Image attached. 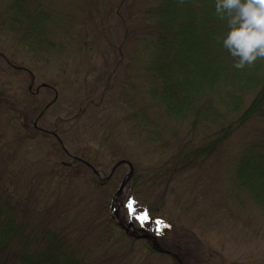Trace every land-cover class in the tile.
<instances>
[{
    "label": "trees",
    "instance_id": "trees-1",
    "mask_svg": "<svg viewBox=\"0 0 264 264\" xmlns=\"http://www.w3.org/2000/svg\"><path fill=\"white\" fill-rule=\"evenodd\" d=\"M214 4L215 0H0V36H10V45L24 47L34 54V60L46 59L66 47L60 29L73 30L67 37L72 48L75 34L79 41L91 37L106 27L114 14L124 29L122 48L115 51L118 57L132 39V30L141 36L142 53L134 54L139 62L132 65L142 63L146 95L175 122L190 124L188 136L174 146L170 158L143 175L135 169L129 197L136 198L151 221L160 219L166 224V200L173 198L178 178L226 147L228 152L232 149L228 144L237 134L242 135L233 146L232 169L227 175L230 197L243 202L245 196L253 209L264 214V59L243 69L233 67L234 58L219 39L226 26L215 15ZM135 7L142 19V32L134 29ZM76 8L84 11L81 16L76 15ZM101 8L106 11L105 20L99 14ZM92 11L98 14L89 13ZM97 19L103 21L96 25ZM91 26L93 32L89 31ZM8 66L19 76L28 71L22 64L19 68L12 63ZM93 89L96 87L86 91ZM34 95L29 89L26 93L0 90V120L3 113L12 115L11 123H0V264H139L136 239L118 227L113 214L99 216L100 207L94 213L82 206L78 209L81 201L76 204V189L71 191L74 177L57 175L68 168L67 154L52 135L33 124L45 108L40 101L29 100ZM131 110L132 120L145 125L151 121L147 110ZM197 132L203 134L200 143H194ZM42 137L44 141L53 139L54 149L36 156L31 149ZM160 140L154 142L158 145ZM162 147L166 149V143ZM87 161L91 162L90 158ZM75 162L84 174L88 166ZM107 181L94 173L91 176L95 191L101 192ZM174 204H180L178 199ZM84 214L87 219H83ZM163 228L169 227H154L161 245L177 251L181 243L172 240L173 246L168 247L160 231ZM138 241H143L147 253L142 252L152 261L154 257L155 261L156 257L169 259L150 242ZM179 256L187 264L183 254ZM174 260V264H181Z\"/></svg>",
    "mask_w": 264,
    "mask_h": 264
},
{
    "label": "rangeland",
    "instance_id": "rangeland-1",
    "mask_svg": "<svg viewBox=\"0 0 264 264\" xmlns=\"http://www.w3.org/2000/svg\"><path fill=\"white\" fill-rule=\"evenodd\" d=\"M134 11H136L134 17L132 16L134 29L142 32L140 12L136 7L132 10ZM81 12L84 11L76 8V15L81 16ZM89 13L98 14L96 11ZM99 14L103 16V20L106 19V11H102V8ZM115 18L114 14L109 21L107 19L106 28L109 32L107 36L103 32L104 27L91 37L81 38L80 41L75 34L72 48L68 46L67 37L73 30L60 29L61 40L66 38L65 45L68 50L64 47L57 54L52 52V55L42 60H34V54L22 46L10 45V41L7 40L10 36H0V54H4V57H0V90L8 89L12 93L15 90L19 93L28 91L32 78L29 71L19 76L8 63L24 65L35 75V84L30 91L32 94H35L37 86L42 83H48L56 89V95L42 88L39 93L28 98L30 101L38 100L45 105L47 101L57 96L56 102L46 112L40 124L53 130L55 121L59 119L63 121L58 125L60 136L66 148L72 151L71 154L74 152L76 155L82 154L78 156L85 159L90 158L103 176H106L120 160L132 161L135 169L143 175L150 167L155 168L158 166L155 164L162 163L172 156L174 146L188 136L187 128L190 124L175 122L173 117L164 114L163 110L153 104L146 95L145 76L140 67L142 63L139 67L132 65L139 62L134 58V54L142 53L141 36L137 37V33L132 30V39L126 44L122 56L118 57L115 54L116 48H122L124 36L122 35L124 29L119 25L120 18L118 23ZM84 20L85 16L80 24ZM103 20L97 19L96 25ZM89 31L93 32L92 26ZM119 61L122 63L115 67ZM94 87L96 89H93V92L86 91ZM131 109L140 112L147 110L151 121L145 125L140 120H132ZM11 116V112L3 113L0 123L3 126L11 123L9 120ZM149 134L153 135L149 138ZM202 135V132H197L194 143H200ZM239 135L242 134L235 135L229 142L228 147L232 149L229 148L228 152L226 147L223 152L207 159L204 164L197 162L195 170L182 174L178 178L173 198L166 200L163 215L165 223L170 227L166 230L160 229L164 233L162 238L168 247L173 246L170 244L172 240L181 243L187 264H264V214L253 209L245 196L243 202L233 199L235 198L233 196L230 197L232 190L227 175L232 169V153L235 152L233 146L239 142ZM154 139L157 141L161 139L160 143L157 145ZM210 139L207 138L206 141ZM162 143H166V149H163ZM53 149L54 140L50 138L44 141L42 137L33 143L31 152L36 153V156L45 155L47 151ZM70 160L69 157L65 159L68 168L61 169L57 175L74 177L75 182L71 185V191L76 189V204L81 201L78 209L82 206L86 212L94 213L96 208L100 207L99 216L111 217L113 214L111 204L116 198L115 206L118 208L117 205L120 204L118 212L121 216L124 215L127 221H133L136 227L145 225L148 227L151 219L145 222L136 219V215L145 209L139 205L135 197L131 199L135 202V214L128 210L129 193L133 188L132 180L124 193L116 196L128 171L126 164L114 172V177L106 182V186L103 185L105 187L100 192L95 191L97 188L91 183L93 172L90 168L84 167L82 174L76 167V162ZM58 190L61 191L60 197L63 198L62 190ZM176 199L180 204H174ZM77 212L76 208V216ZM83 219H87V214L83 215ZM156 233L159 234L158 231ZM165 233H168L166 236L168 240ZM136 241L138 263L149 264L152 259L142 252V250L146 252L143 241ZM205 257L208 258L207 262ZM154 259L151 264H174L175 261L172 257L164 260L156 257V261Z\"/></svg>",
    "mask_w": 264,
    "mask_h": 264
},
{
    "label": "clouds",
    "instance_id": "clouds-1",
    "mask_svg": "<svg viewBox=\"0 0 264 264\" xmlns=\"http://www.w3.org/2000/svg\"><path fill=\"white\" fill-rule=\"evenodd\" d=\"M214 10L226 26L219 39L235 69L264 59V0H215Z\"/></svg>",
    "mask_w": 264,
    "mask_h": 264
},
{
    "label": "water",
    "instance_id": "water-1",
    "mask_svg": "<svg viewBox=\"0 0 264 264\" xmlns=\"http://www.w3.org/2000/svg\"><path fill=\"white\" fill-rule=\"evenodd\" d=\"M121 163H126V165L129 167V171L126 174V177L121 182V185L116 192V196H121L124 193V191L126 190V186H127L128 182L130 181V179L132 178L133 173H134V166L131 162L121 161L119 164H121ZM115 201H116V198H115ZM119 205H117L118 208H119ZM115 208H116V206H115ZM118 208L114 209V206L112 205V209L114 211V214L118 218V224L125 229L126 233L129 236L134 237L136 239L145 238L152 243V247L154 250H156L160 253L170 254V255H173V256L178 258L177 254H174V253L168 251L167 249H165L164 247H162L158 241V238L155 235H153L150 232H147L143 228H135L134 223L132 221L126 222L123 215L121 216L119 214Z\"/></svg>",
    "mask_w": 264,
    "mask_h": 264
},
{
    "label": "flooded vegetation",
    "instance_id": "flooded-vegetation-1",
    "mask_svg": "<svg viewBox=\"0 0 264 264\" xmlns=\"http://www.w3.org/2000/svg\"><path fill=\"white\" fill-rule=\"evenodd\" d=\"M32 77H33V75H32ZM32 83H33V81H32ZM37 91H39V89L37 90ZM51 102H53V100H51ZM49 104L50 103H46L45 104V108H44V110H43V112H41V114L34 120V122H33V124H34V126L36 127V129L38 128L39 130H41V131H45V132H48V133H51L53 136H55L56 137V135L58 134L57 132H56V130L55 131H50L49 129H47V127L46 126H42L40 123L42 122V117H43V115H44V113H45V111H47L48 109H49ZM47 108V109H46ZM63 122V121H62ZM55 128L56 129H59V131H60V126H58L59 124H58V121H55ZM67 156H69V158H71V160H76V154H71V156H70V154H68L67 153ZM69 165H71L70 163H69Z\"/></svg>",
    "mask_w": 264,
    "mask_h": 264
},
{
    "label": "snow or ice",
    "instance_id": "snow-or-ice-1",
    "mask_svg": "<svg viewBox=\"0 0 264 264\" xmlns=\"http://www.w3.org/2000/svg\"><path fill=\"white\" fill-rule=\"evenodd\" d=\"M134 203L135 202L130 199L128 204H127L129 212L133 213V214H135V212H136V209L134 207ZM136 219L141 221V222H145V221H148L150 219V217H149V214L146 211H144V212H141L139 215H136ZM156 223H157V225H164V227H170V225L164 224V221L160 220V219H157Z\"/></svg>",
    "mask_w": 264,
    "mask_h": 264
}]
</instances>
